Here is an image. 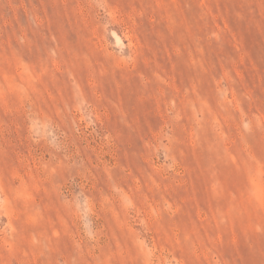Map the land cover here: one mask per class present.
I'll list each match as a JSON object with an SVG mask.
<instances>
[{
    "label": "rangeland",
    "instance_id": "obj_1",
    "mask_svg": "<svg viewBox=\"0 0 264 264\" xmlns=\"http://www.w3.org/2000/svg\"><path fill=\"white\" fill-rule=\"evenodd\" d=\"M0 264H264V0H0Z\"/></svg>",
    "mask_w": 264,
    "mask_h": 264
}]
</instances>
